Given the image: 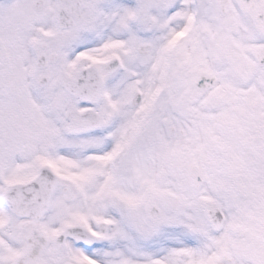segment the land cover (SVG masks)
<instances>
[{"label":"snow or ice","instance_id":"6c2138e0","mask_svg":"<svg viewBox=\"0 0 264 264\" xmlns=\"http://www.w3.org/2000/svg\"><path fill=\"white\" fill-rule=\"evenodd\" d=\"M0 264H264V0H0Z\"/></svg>","mask_w":264,"mask_h":264}]
</instances>
